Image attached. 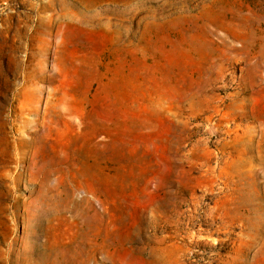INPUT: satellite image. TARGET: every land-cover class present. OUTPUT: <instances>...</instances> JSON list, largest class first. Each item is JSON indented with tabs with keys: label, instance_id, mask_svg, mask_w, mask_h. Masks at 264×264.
<instances>
[{
	"label": "rangeland",
	"instance_id": "obj_1",
	"mask_svg": "<svg viewBox=\"0 0 264 264\" xmlns=\"http://www.w3.org/2000/svg\"><path fill=\"white\" fill-rule=\"evenodd\" d=\"M0 264H264V0H0Z\"/></svg>",
	"mask_w": 264,
	"mask_h": 264
}]
</instances>
